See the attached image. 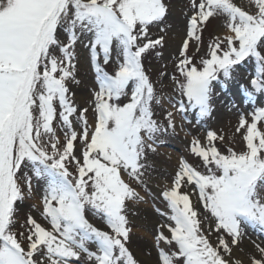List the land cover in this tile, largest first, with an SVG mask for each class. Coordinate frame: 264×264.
<instances>
[{
    "label": "snow or ice",
    "instance_id": "6c2138e0",
    "mask_svg": "<svg viewBox=\"0 0 264 264\" xmlns=\"http://www.w3.org/2000/svg\"><path fill=\"white\" fill-rule=\"evenodd\" d=\"M191 5L195 11L176 64L184 79H172L203 119L213 112V82L221 74L230 79L234 66L249 57L258 64L251 85L264 92V0H255L254 14L232 0H191ZM167 13L164 0H0V264H138L128 246L127 202L143 197L121 173L145 184L148 153H156L164 137L176 133L173 111L162 122L154 118L160 98L143 63L146 54L164 46V36L153 38L150 26ZM214 16L226 17L231 34L217 37L210 59L197 68L187 54L189 40L199 42L203 26ZM82 35L88 37L98 85L92 100L94 127L86 115L89 108H79L70 91L72 83H79L76 46ZM110 62L116 66L113 73L103 66ZM124 97L129 102L122 104ZM186 110L179 101L177 111ZM261 120L264 109L250 124L241 117L240 128L248 126L243 136L247 150L240 154L231 148L221 154L211 130L206 145L193 139L191 152L202 158L205 171L183 160L172 187L160 193L173 223L158 225L157 247L176 246L175 251L160 248V264H241L230 258L233 246L244 239L243 226L264 232ZM29 167L31 176L23 171ZM33 179L46 181L41 216L50 230L29 215L27 234L18 238L13 230L18 202L32 196ZM190 186L198 189L203 213L190 199L193 193L181 191ZM86 210L110 231L90 223ZM210 218L214 223L205 235L201 225ZM255 247L259 258L253 256L250 264H264V246Z\"/></svg>",
    "mask_w": 264,
    "mask_h": 264
},
{
    "label": "rangeland",
    "instance_id": "374dc122",
    "mask_svg": "<svg viewBox=\"0 0 264 264\" xmlns=\"http://www.w3.org/2000/svg\"><path fill=\"white\" fill-rule=\"evenodd\" d=\"M164 2L168 7V13L165 19L158 24L150 26V35L153 38L164 36V46L152 50L151 54H146L143 63L146 74L149 75L154 85L156 95L160 98V104H154V118L162 122L166 113L173 111L175 115L176 133L164 137V142L156 153H148L146 162L149 167L144 177L145 184H138L132 181L126 173H121L122 178L130 183L139 195L143 197L142 200L127 202V214L131 222L130 226L132 227L128 246L137 259L138 264L143 263L137 258L134 250L139 249L140 245L141 248H145L147 256H150L148 249H151V253H154L153 259L157 264H160V248H165L166 251L176 250L175 244L165 246L161 243L157 247L156 235L158 225L173 223L168 220V216L171 215V209L160 193L166 188L172 187L174 176L179 171L181 161L183 160L189 162L197 170L201 172L205 171L202 158L191 152L193 139H199L202 144L206 145L207 132L211 130L217 134L218 139L214 143L221 154H228L229 148L237 154H240L247 150L246 141L243 139V136L247 134L246 128L248 126L246 125L243 129L240 128L241 117L246 119L250 124L254 120V114L264 109V92L256 91L251 85V81L257 77L258 64L255 58L249 57L241 64L234 66L230 79L224 78L221 74L218 80L213 82L211 99L213 108L212 115L203 119L198 117V110H193L188 106L187 97L181 94L176 81L172 79L173 76L177 77L180 81L184 79L176 71V64L179 52L182 49V43L188 38L189 17L194 14L195 10L192 8L191 0H164ZM232 2L242 10L249 12V14H254L258 11L255 6V0H232ZM176 32L181 33L179 40ZM229 34L231 33L226 28V17L214 16L210 18L200 32V41L189 40L187 54L192 58V66L202 68L201 61L210 59V45L216 41L217 37L223 39ZM59 35L61 40H66V33L60 32ZM87 44V35H82L76 46V79L79 83H72L70 85V91L73 93L74 102L79 108H89V112L86 115L89 120V125L94 127L96 114L92 100L93 93L98 90V85L95 81V71L91 64V55L89 49L86 47ZM236 44L238 45V42ZM222 50H224L223 45ZM157 52L159 55H157ZM218 54L222 55V51ZM57 55H59L58 52ZM113 58L115 59V56ZM103 66L109 73H113L116 69L115 64L111 62L109 65ZM161 72L164 73L163 76H161ZM181 100L184 101L187 109L183 113L177 111L178 102ZM127 102H129V98L124 97L121 99L122 104ZM173 105L177 107H173ZM257 127L259 131L264 132V120L259 121ZM76 130L79 132L81 129L77 127ZM57 134L63 142V132L57 129ZM220 137H223V139H219ZM256 142L258 143V141ZM76 147L79 150V143H77ZM70 170L75 174L74 169ZM23 171L30 176L33 175L30 167ZM46 186V181L33 179L32 196H26L23 201L18 202L15 215L16 223L13 227L18 238L21 232L27 234L26 229L30 226L26 224V220L29 215H32L50 230V225L41 216L43 210V195ZM159 187L161 188L159 189ZM181 191L192 192L193 195L190 196V199L193 200L194 206L203 213L202 205L196 201L198 189L195 186H190L188 189L182 188ZM156 209H160L165 215H160ZM149 214L157 217L154 223L148 220ZM86 216L94 226L102 230L110 231L102 219L93 216L87 210ZM212 223H214L213 218L205 220L202 223L201 227L205 235H209L208 226ZM243 227V241L239 246H233L234 251L238 248L240 249L239 252L241 255L240 257L235 256L233 251L230 260L232 262L239 260L241 264H250L253 256L259 258V253L255 245L260 244L264 246V232H261L258 226L244 225ZM210 239L215 243V235H211ZM245 241L247 243L249 242L250 246L245 245ZM154 243L156 246H154ZM26 245L27 241H25V247ZM90 248L93 251L96 250L95 245H90Z\"/></svg>",
    "mask_w": 264,
    "mask_h": 264
},
{
    "label": "bare ground",
    "instance_id": "6f19581e",
    "mask_svg": "<svg viewBox=\"0 0 264 264\" xmlns=\"http://www.w3.org/2000/svg\"><path fill=\"white\" fill-rule=\"evenodd\" d=\"M176 34H177V36H178V40H179L180 37H181V33L176 32ZM178 161L180 162L179 159H178ZM159 184H160V183H159ZM160 188H161V187H159V189H160ZM156 218H157V217H155L154 215H150V214H149V219H148V220H150L152 223H154V222L156 221ZM148 240H149V238H148ZM249 244H250L249 242L247 243V241H245V245L250 246ZM154 246H156L155 243H154ZM249 249H250V247H249ZM148 250L150 251V256H147V255H146L147 252L145 251V248H141V245H140L139 249L134 250V251H135V254H136L137 258H138L143 264H157L156 261H154V259H153L154 253H153V252L151 253V249H148ZM153 251H154L155 254H156V251H155L154 248H153ZM239 251H240L239 248L236 249V250L234 251V255L240 257L241 254H240ZM155 257H156V256H155Z\"/></svg>",
    "mask_w": 264,
    "mask_h": 264
}]
</instances>
